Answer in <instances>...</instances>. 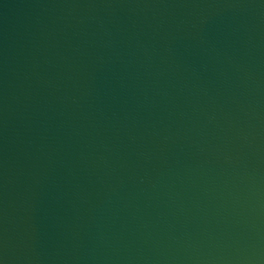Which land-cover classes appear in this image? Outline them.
I'll use <instances>...</instances> for the list:
<instances>
[{
	"label": "water",
	"instance_id": "95a60500",
	"mask_svg": "<svg viewBox=\"0 0 264 264\" xmlns=\"http://www.w3.org/2000/svg\"><path fill=\"white\" fill-rule=\"evenodd\" d=\"M0 264H264V0H0Z\"/></svg>",
	"mask_w": 264,
	"mask_h": 264
}]
</instances>
